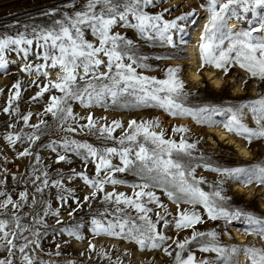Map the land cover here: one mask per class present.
Segmentation results:
<instances>
[{"label":"snow or ice","instance_id":"obj_1","mask_svg":"<svg viewBox=\"0 0 264 264\" xmlns=\"http://www.w3.org/2000/svg\"><path fill=\"white\" fill-rule=\"evenodd\" d=\"M169 2L66 0L65 7L72 11L61 13L62 19H56L52 27H33L30 32L26 28L15 37L0 36V72L7 74L11 63L6 59V52L23 53L21 59L25 63L20 70L38 78L31 85L38 91L30 103H39L49 93L43 112L21 114L19 108L14 107V102L21 97V82L17 81L12 85L14 92L7 106L0 110L9 116L15 113L16 122L22 121L24 128L31 129L29 132L13 131L3 138L17 160L28 159L25 170L18 174L9 173L4 165L12 161L0 149V157H3L0 160V252L7 254L0 257V264H17V261L19 264H49L37 256L38 252H43L42 241L51 235L54 239L67 237L64 244L72 240L83 242L86 239L85 228L92 238L119 239L134 244L141 252L162 251L173 264H239L241 253L250 264H264V249L227 246L219 242L220 230L231 238L228 229L237 222L246 225L237 231L264 240V217L233 208L230 203L232 197L225 190L229 182L242 187H264V163L223 166L213 160L212 154L200 151L199 145L205 139L203 136L193 138L191 129L176 125L171 131L174 135L181 134L179 141L165 138L163 130H155L160 127L158 118L131 119L125 127L120 120L101 124L100 121L106 118L95 117L91 111L86 116L74 112L73 105L77 103L84 109L105 111L158 108L172 118L190 117L197 126L221 128L248 146L256 141L264 142V94L239 103L192 104L191 98L199 94L187 90L181 76L182 69L166 68L164 79L137 72V68L153 70L147 63L150 59L179 57L171 54L150 57L139 53L132 39L114 29H134L145 41H158L161 47L180 49L189 43L187 28L196 24L198 14L193 8L166 19L173 11H179V6L162 7ZM153 8L161 10L155 13L148 11ZM206 10L210 15L198 45L201 68L212 67L227 77L233 68L239 67L249 79L264 83V0H209ZM58 11V8H53L43 15L55 16ZM230 23L239 27H229ZM89 33L96 43L86 38ZM34 44L42 52H32ZM30 54L41 62H30ZM50 72L61 75L52 80ZM41 78L46 83H41ZM49 114L55 121L54 125L43 118L38 124L29 123L33 115L45 117ZM249 115L254 127L246 122ZM16 122H9L8 127L15 129ZM118 129L122 134L116 137L114 133ZM54 131L65 135L44 142L43 138ZM80 134L110 140L118 146L98 148L76 139ZM17 144L28 146L17 152ZM45 151L54 154L52 164L55 165H72L73 157L79 159L84 171L77 172L71 168L65 174L62 169H56L54 174L58 178L53 179L51 165L45 164L41 155ZM114 157L119 159L118 165L112 163ZM89 164L95 165V178L87 173ZM198 168L220 177L212 186L211 193L201 187L208 181L196 176ZM115 173H127L136 181L115 178ZM9 176L12 181L23 185L15 199L7 189ZM74 179L81 180L91 189V195L81 198L75 189L65 186V180L71 183ZM106 185L113 188L126 186L133 191L131 195L106 191ZM52 189L57 190L56 208L52 207L50 198ZM150 189L161 191L176 204L178 212L171 220L168 217L172 213L165 210L161 214L159 209L164 205L156 192ZM96 202L103 207L95 208ZM181 203L189 205L190 209H180ZM149 205H155L157 210ZM198 205L206 213V220L196 211ZM62 210L67 211L74 223H65L61 218ZM133 211L136 215L131 214ZM78 213L81 215L76 219ZM150 213H154L155 219ZM49 219L53 221L51 227ZM207 221L220 223L207 232L199 231L197 225ZM169 227L177 231H192L180 240L166 234ZM192 245L201 253H214L215 259H197ZM55 248L56 251L49 255L58 257L62 254L61 244L56 242ZM87 251L89 259H93L95 253L111 264H124L121 256L112 259L111 250L96 252L91 241ZM68 264L75 262L69 261Z\"/></svg>","mask_w":264,"mask_h":264},{"label":"rangeland","instance_id":"obj_2","mask_svg":"<svg viewBox=\"0 0 264 264\" xmlns=\"http://www.w3.org/2000/svg\"><path fill=\"white\" fill-rule=\"evenodd\" d=\"M66 0H0V36H8L11 35L15 37L18 33L24 32L27 28L30 32L33 27L37 28H48L52 27L53 23L56 19H62L61 13L65 11H72V9L65 7ZM209 3V0H170L169 3H164L162 5L163 8H175L179 6V11H173L171 16H166V19H172L176 16L181 15V13L189 12L191 9L195 8L197 12L196 17V24L189 25L187 28L189 36H186V39L190 40L192 31L196 29V25L199 23L198 21L205 15V17L209 18L210 13L206 10V7ZM201 5H205V7H201ZM53 8H58L59 11L55 16H46L43 13L48 12ZM159 8L149 9L150 12H157L160 11ZM207 23V22H206ZM239 27V26H238ZM204 28V26H203ZM202 28V31H203ZM115 32H119L121 35H125L126 37L132 39L134 44L137 46V51L139 53L149 55L150 57L155 55H174L179 58L177 59H168V60H155L150 59L147 63L151 66L153 70H146L142 68H137V72L141 75H147L156 77L158 79L165 78V69L168 67H178L182 69L181 76L186 84L187 90L189 92H196L199 95L196 97L191 98L192 104H200V103H207L212 105H224L228 103H239L248 100H253L258 98L259 95L264 94V83H259L256 80L249 79L247 74L241 70L239 67L233 68L227 77H224L222 73L216 71L212 67H204L201 68L198 66L197 72L203 77L200 84H194L190 82V78L188 76V69L190 66L187 65L188 51L187 45L182 46V48L173 50L168 47H161L159 42H148L139 37V34L136 30L130 28H122L117 27L114 29ZM201 31V33H202ZM86 38L96 43V40L91 34H87ZM199 50V48H198ZM41 51L42 49H36L35 44L33 45L32 52ZM199 53V51H198ZM23 53H17L16 51L6 52V59L11 61L7 74L0 72V89H3V92L0 93V110L7 106V102L10 98V95L13 94L14 90L12 89V85L15 84L17 81L21 82V97L18 101L14 102V107L19 108V113L27 114L28 112H32L34 114L43 112L46 104L48 102L49 93H46L45 96L41 99L39 103L31 102V97L36 95L38 89L35 86H31L33 81H36L38 78L34 75H27L20 70L23 63L22 61ZM30 62L33 63H40L41 61H37L34 55L30 54L29 58ZM128 62V61H125ZM207 70H214L217 74L221 75V79L223 81V88L221 89H214L208 85L204 78V72ZM49 75L51 76L52 80H56L61 73L59 72H50ZM232 79V82L231 80ZM247 80V83L245 81ZM41 83H46L41 78ZM239 83L241 86L242 95L236 97L233 93L232 88L235 84ZM55 95H60L59 92H54ZM74 112L78 115L86 116L89 111L95 117H104L106 120H101L100 123H110L112 120H120L123 122L125 127L127 123L131 119L137 120H149V119H157L160 122V127L156 128V131L163 130L165 132V138H171L176 140L177 142L180 139L181 134H173L171 129L173 126L181 125L188 127L191 129V137L196 138L203 136L204 142L199 145L200 151L212 154L213 160L223 166H237V165H251L257 163H264V142L256 141L248 146L245 141L242 139L231 135L238 141H242L248 151L251 153L252 157L244 160L240 158L237 153L234 151L233 148L227 147L223 143L217 141L216 137L208 131L210 129L215 128H207L197 126L195 122L190 117L184 118H172L169 117L166 113L158 108H143L138 110H108L105 111L100 108L94 109H84L78 103L73 105ZM43 118L48 121L50 125H54L55 121L53 120L52 116L49 114L45 117H39L37 115H33L31 120L29 121L30 124L35 125L39 123V120ZM219 119V118H217ZM9 122H16V114L13 113L12 116L4 114L0 111V149H2L4 155L8 157V159L12 162L7 163L4 167L7 168L9 173H13V167L15 165L19 166V173L26 169L29 161L28 159L17 160L15 158V153L10 149V147L6 144L5 140L3 139L4 136L8 133L13 131H24L29 132L31 129L24 128L22 121L15 123V129L9 128ZM246 122L249 123V126L254 127L255 125L251 123L250 115L247 117ZM121 131L118 129L114 133V136L119 137L121 135ZM229 134V133H228ZM65 135V133L60 131L50 132L48 136L43 138V141L46 142L49 138H59L60 136ZM78 140L87 141L92 143L94 146L98 148H102L104 146H118L114 145L112 141H103L97 139L95 136H86L84 134H80L75 137ZM211 141V142H210ZM27 144H17L16 151H22L24 147H27ZM151 147V145H148ZM41 155L45 158V164L51 165L50 171L53 172V179H57L58 177L55 176L54 172L56 169H62L65 174H68L71 168H75L77 172L84 171V166L80 162L79 159L73 157L74 163L72 165H55L52 164V159H54V154L49 152H42ZM3 157H0L2 160ZM112 163L114 165L119 164L118 158H113ZM87 173L90 177L95 178V165L89 164L87 167ZM18 174V173H17ZM103 175V173H102ZM115 178L123 179L128 182H135L136 178L127 174V173H115ZM196 176L198 178L202 177L208 184L202 185L204 191L211 193L213 190V185L220 179V177L213 172L205 171L202 168H198L196 171ZM239 185L238 183H227L225 185V190L227 194L232 197L231 205L233 208H240L243 211L252 213L259 217H264V210L260 206V203L264 204V187H257L252 185L253 187V197L249 198L246 194L239 193L235 191L234 186ZM65 186L69 188H73L76 190L77 195L83 198L85 195H91V189L87 188L83 182L79 179H74L71 183L65 180ZM251 187V186H250ZM23 185L12 181L11 176L7 179V189L13 195V198H17L18 191L22 190ZM156 192L161 199L164 208L159 209L161 214L165 213V210L169 213H172V216H169L168 219L171 220L176 213L178 212L176 204L168 199V197L157 189H150ZM31 191V189H29ZM106 191H117V192H124L128 195L132 194V189L126 186L117 185L113 188L111 185H106ZM56 195L57 190L52 189L50 191V198L52 202V207H57L56 202ZM75 206V205H73ZM87 207V205H85ZM94 207L97 209H101L103 205L99 202L94 204ZM149 207H153L154 211L157 209L155 205H149ZM180 209H190V206L184 203L180 204ZM28 211V209H25ZM196 211L200 212L202 216H204L205 220L206 213L204 212L202 206H197ZM132 215H136L133 211ZM81 213L77 214L76 219L79 218ZM153 219H155L154 213L149 214ZM61 218L65 221L66 224L73 222L74 219L69 217L66 210H62ZM49 226L51 227L53 224L52 219L48 220ZM220 222H212L207 221L205 224L197 225V229L199 231L207 232L214 227L217 226ZM246 227L245 224L237 222L232 227L228 229L231 234V238L228 235H225L223 230H220V240L219 242L223 245L227 246H255L256 248L264 249V240L260 239L256 235L247 234L244 231H238L242 236H244L245 241L242 244H239L238 240L235 239L232 229H244ZM84 235L86 239L83 242H77L72 240L69 244H64V240L67 239L65 236L53 238L51 235L48 236L44 241H42L43 252H38L37 256L40 260L45 262H49V264H68L69 261L75 262V264H111V261L108 259H103L95 255L93 253V259H89V253L87 251L89 246V241L96 246V252L101 250H111L110 255L113 260L116 259L117 256H121L124 264H173V261L170 257L165 255L162 251H138L134 244L124 243L123 241L115 238H108L105 236H100L97 238H92L90 233H88L87 228L84 230ZM192 229L184 230V231H177L174 228L169 227L166 230V234L169 237L179 238L183 240L186 236L191 234ZM59 242L61 244V255L54 256L49 255V253H54L56 251L55 243ZM192 251L195 253L197 259L201 258H211L215 259L214 253H201L196 250V246H191ZM84 253L81 256V253ZM125 253H127L125 255ZM242 254V253H241ZM240 254V255H241ZM7 254L4 252H0V257L6 256ZM186 255V254H185ZM240 255L238 259L240 258ZM240 260V259H239ZM17 264L19 262L17 261ZM239 264H243L239 261ZM244 264H250V261H246Z\"/></svg>","mask_w":264,"mask_h":264},{"label":"bare ground","instance_id":"obj_3","mask_svg":"<svg viewBox=\"0 0 264 264\" xmlns=\"http://www.w3.org/2000/svg\"><path fill=\"white\" fill-rule=\"evenodd\" d=\"M199 23L196 25V29L192 31L191 38L189 40V43L187 44V51H188V61L187 65L190 66L188 69V76L190 78V82L194 84H200L203 77L197 72L198 66L201 64V59H200V53H198V45L200 43V35L203 26L207 22V18L202 16V18L198 21ZM239 25H234V24H229V27H238ZM201 67V66H200ZM204 78L208 85L214 89H221L223 88V81L221 79V75L217 74L214 70H207L204 72ZM232 82V79H230ZM219 84V86H217ZM233 93L235 94L236 97H239L242 95L241 92V86L239 83L235 84L234 87L232 88ZM210 134L212 133L218 142L223 143L227 147H231L234 149V151L237 153V155L240 158H243L244 160H247L252 157L251 153L248 151V149L245 147L244 143L242 141L236 140L234 137H232L230 134L222 130L221 128H215V129H210L208 131ZM211 142V141H210ZM235 191L239 193H244L246 194L249 198L253 197V187H242L241 185H235L234 186ZM260 206L264 210V204L260 203ZM232 233L235 237L236 240H238L239 244L244 243L245 238L242 236L237 230L232 229ZM240 262L243 264L246 263L245 256L243 253L240 255L239 258Z\"/></svg>","mask_w":264,"mask_h":264},{"label":"built area","instance_id":"obj_4","mask_svg":"<svg viewBox=\"0 0 264 264\" xmlns=\"http://www.w3.org/2000/svg\"><path fill=\"white\" fill-rule=\"evenodd\" d=\"M13 173H19V166L18 165H15L13 167Z\"/></svg>","mask_w":264,"mask_h":264},{"label":"trees","instance_id":"obj_5","mask_svg":"<svg viewBox=\"0 0 264 264\" xmlns=\"http://www.w3.org/2000/svg\"><path fill=\"white\" fill-rule=\"evenodd\" d=\"M246 27V26H245Z\"/></svg>","mask_w":264,"mask_h":264}]
</instances>
